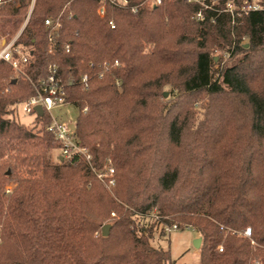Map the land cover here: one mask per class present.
<instances>
[{"label": "trees", "instance_id": "1", "mask_svg": "<svg viewBox=\"0 0 264 264\" xmlns=\"http://www.w3.org/2000/svg\"><path fill=\"white\" fill-rule=\"evenodd\" d=\"M128 1L143 5L35 0L17 39L27 77L0 60V264H170L159 222L198 233L200 264H264V0ZM28 6L0 5L8 39ZM49 64L90 163L53 159L45 113L40 129L10 116Z\"/></svg>", "mask_w": 264, "mask_h": 264}, {"label": "built area", "instance_id": "2", "mask_svg": "<svg viewBox=\"0 0 264 264\" xmlns=\"http://www.w3.org/2000/svg\"><path fill=\"white\" fill-rule=\"evenodd\" d=\"M7 0H0V5L6 3ZM29 3L27 14L25 19L19 28V30L10 39L7 38L8 34L0 31V60H3L10 64L12 70L17 75L26 76L23 69L24 65L28 63V56L23 50L22 46L17 43V39L20 36L24 26L26 25L30 14L32 12L35 0H26ZM102 6L98 9L100 15L103 14L104 4L109 3L113 6L120 8H129L133 13L138 11V8L143 5H130L128 0H101ZM149 2L150 4H159L161 0H145L144 3ZM261 5L258 3L247 4L246 9H259ZM200 14H198L199 16ZM44 24L47 27H52L53 30L58 29L61 26V22L58 19L47 17L44 19ZM111 27L114 25L110 22ZM51 42V38H50ZM51 44V43H50ZM66 51H68L69 46H65ZM115 64L118 62L115 60ZM102 73H100V76ZM27 77V76H26ZM87 76H82V81H86ZM35 93L30 96L27 100L21 103V109L26 114H34L35 116L41 115L35 111V106L39 105L42 109V114H46L49 117L48 124L45 125V130L50 132L55 140L59 144V152L63 158H70L73 155L80 156L87 163H90L91 155L86 147L78 144L74 136V127L71 128L70 123L59 119L53 115L52 110L56 107L65 106L67 103L64 102L65 89L57 76V68L54 64H49L47 66V74L41 77L34 83ZM85 110V109H84ZM98 179H100L106 187H111L114 185V168L111 165H107L104 170L96 172ZM9 189H6L8 192ZM111 215H114L112 212ZM153 219L159 221L160 217L157 215L154 209L151 212ZM160 230L164 235L171 233L172 230L180 229L176 223L164 224L159 222ZM241 235L249 237L251 235L250 227H246L241 233ZM97 235V234H96ZM222 247L219 246V251Z\"/></svg>", "mask_w": 264, "mask_h": 264}, {"label": "rangeland", "instance_id": "3", "mask_svg": "<svg viewBox=\"0 0 264 264\" xmlns=\"http://www.w3.org/2000/svg\"><path fill=\"white\" fill-rule=\"evenodd\" d=\"M253 2L258 3L259 0H253ZM262 5L264 7V4ZM13 73L14 75H17L14 71ZM165 92L168 95V88ZM52 113L57 118L69 122L71 128L74 127V122L77 115V109L74 106L66 104L65 106L56 107L52 110ZM10 116L16 119L18 122L26 125L28 128L34 127V129H40L41 127L38 121H34L35 115L33 113L26 114L22 111L21 103L14 106ZM58 153V149L53 151V159L56 158ZM12 186L13 184H9L7 189H10ZM197 237H199L198 233L191 228L175 229L167 235H161L159 231L155 230L153 232L151 241L155 247L160 246L169 251L170 264H200V251L199 248L195 247L193 243Z\"/></svg>", "mask_w": 264, "mask_h": 264}, {"label": "water", "instance_id": "4", "mask_svg": "<svg viewBox=\"0 0 264 264\" xmlns=\"http://www.w3.org/2000/svg\"><path fill=\"white\" fill-rule=\"evenodd\" d=\"M164 96H167V93H166V92L164 93ZM35 111H36L37 113H39V114H42V109H41V107H40L39 105H36V106H35ZM59 159L62 160L63 157L60 156ZM108 232H109V224H104V225L101 227V234H102L103 236H106V235L108 234ZM193 243H194V246H195V247L199 248V247H200V244H201V238H200V237H197V238L194 240Z\"/></svg>", "mask_w": 264, "mask_h": 264}]
</instances>
